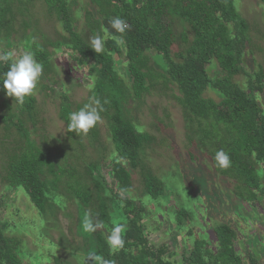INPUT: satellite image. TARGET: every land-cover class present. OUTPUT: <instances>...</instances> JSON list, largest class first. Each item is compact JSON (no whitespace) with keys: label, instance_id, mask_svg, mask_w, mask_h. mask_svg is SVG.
Listing matches in <instances>:
<instances>
[{"label":"trees","instance_id":"trees-1","mask_svg":"<svg viewBox=\"0 0 264 264\" xmlns=\"http://www.w3.org/2000/svg\"><path fill=\"white\" fill-rule=\"evenodd\" d=\"M37 2L45 17L62 26L65 32L62 40L45 37L38 28L39 21L32 23ZM84 4L95 11L88 10ZM77 6V0H0V54L10 52L15 59L13 52L18 44L24 45L43 65L46 82L53 85L59 82L52 75L54 53L51 49L57 53L68 49L71 59L69 63L65 60L64 68L74 73L77 80L84 75L77 68L91 65L87 71L92 81L89 97L95 94L104 111L100 113L101 120L85 136L90 143H99V125L106 124L113 152L105 166L110 168L114 184L107 183L100 166L86 164V174L94 184L92 190L78 177L74 162L68 166L66 155L60 158L62 161L58 158L65 151V141L48 135L43 136L41 144L31 140L30 132L38 125L37 99L31 95L22 105L18 104L0 85V127L6 139L13 135L25 142L24 147L18 145L8 151L3 187L21 190L42 219L56 216L58 208L65 204L64 196L74 198L79 213L88 212L94 222H102V227L93 233L81 232L86 256L94 251L112 264H174L166 257L171 255L168 245L150 243L145 226L147 205H154L164 213L165 217L161 216L160 220L171 233L174 244L179 245L176 232L188 230L190 244L180 235L184 245H188L181 246V264H259L254 252L242 255L237 244L240 241L237 231L241 230L227 222L214 226L211 240L203 238L202 234L194 235L199 229L194 211L182 204H171L176 197L160 175L145 163L146 149L154 137L135 124L129 109L135 100L160 95L159 88L167 92L172 85L180 94L177 101L182 109L193 165L197 163L196 150L205 158V164L212 163L219 178L234 185L232 198L228 197L227 201L234 204L233 209L239 207L234 202L236 198L253 208L264 200V71L246 68L245 56L251 45L250 25L238 12L235 0H89V3H81L82 9L76 10L80 15L84 12L85 36L76 27L78 18L74 7ZM113 17L127 21L129 28L123 34L111 28L109 18ZM175 20L184 28L180 34L184 46L177 53L173 50L178 43ZM35 25V34L29 43L25 35L18 36L19 26L26 32ZM36 32L41 34L42 43ZM96 34L104 38V49L98 54L90 48L86 37ZM114 37H119L120 42ZM152 52L162 59L163 73L153 65ZM121 56L125 57L126 64L123 73L117 69L116 58ZM10 63L11 60L0 62V77ZM215 63L222 76L212 78L209 68ZM237 77L244 79L245 86L235 79ZM40 88L49 93L48 96H58L59 118L66 127L68 114L79 110L89 100L74 103L66 91L59 95L46 83ZM210 89L220 94L219 101L205 97ZM105 100L107 104L103 103ZM81 136L68 132L71 140ZM49 146L54 149V155ZM221 149L231 160L227 169L218 168L213 159ZM132 170L138 172L145 188L144 199L129 196L133 186ZM63 178H66L64 196L60 192ZM190 183L189 194L200 202L201 191L194 182ZM238 214L254 221L243 211ZM117 224L125 226V244L114 252L107 244V237ZM6 229L7 225L0 226V264H23L22 243L10 237ZM201 229L204 232L205 227L201 225Z\"/></svg>","mask_w":264,"mask_h":264},{"label":"rangeland","instance_id":"rangeland-1","mask_svg":"<svg viewBox=\"0 0 264 264\" xmlns=\"http://www.w3.org/2000/svg\"><path fill=\"white\" fill-rule=\"evenodd\" d=\"M84 2L89 3V0H77L78 6L77 8L74 7L75 17L78 18L76 27L83 35L87 30L84 12L80 15L76 10L82 9L80 8L81 3ZM235 4L238 12L250 25L251 45L245 56L246 68L254 72L264 71V3L260 0H235ZM35 5H37V8H33L35 13H33L32 23L36 20L39 21L38 28L45 37L47 36L53 41L59 38L62 40L65 32L60 23L54 19H49L48 16L45 17L39 2ZM84 5L88 7V4ZM39 9L41 10L39 11ZM87 9L95 11L94 8L88 7ZM35 27L36 25L25 32L19 26L18 36L22 38L25 35L27 40L24 39L29 43L31 37L35 34L33 32ZM174 29L178 43L173 47V50L177 53L184 46L180 37V34L184 32V28L179 20H175ZM36 34L38 35L37 32ZM41 34L38 35V41L42 43ZM86 37L89 40L91 36ZM51 51L54 53L52 75L55 76L59 85L46 82L43 73L39 78L37 88L32 95L37 99L38 125L36 130H31L30 138L38 144L44 142L43 136L45 135L59 139L62 142L65 141V151L58 158L60 159L66 155L69 159L68 166L74 162L78 177L92 190L94 184L86 174V164L100 166L101 174L107 183L113 185V179L109 175L110 168L105 166L113 152L112 140L108 134L106 124L101 122L99 125L101 134L99 143H90L85 135L71 140L68 137L66 124L59 118L60 99L57 95L55 97L48 96L49 93L43 92L40 88L42 83H46L50 89H54L59 95L66 91L72 102L84 103L88 100L92 87V81L87 75L91 65L77 68L78 72L84 73L81 79L77 80L73 75L74 73L72 74L64 68V65L67 62L69 63L71 59L68 49L63 48V51L59 53L54 52L53 49ZM25 52L31 51L24 45L18 44L13 52L14 58H18ZM151 56L157 71L163 73L164 63L160 56L155 55L154 52ZM116 59L118 60L117 69L120 73L125 72V57L121 56ZM209 74L212 78L222 76L221 69L216 63L209 68ZM235 79L242 86H245L243 78L237 77ZM159 93L160 95L155 94L145 96L141 100H135L129 106L135 124L154 137L153 143L146 149L145 163L157 175H160L172 192L170 193L177 198L171 204H182L184 207H191V210L194 211L195 223L199 228L194 235L201 236L202 234L203 238L211 240L214 226L217 223L227 222V224L237 227V230H241L237 231L235 229L240 239L237 244H239L242 255L246 256L248 253L254 252L259 264H264V200L257 203L256 208H253L251 205L233 198L235 204L239 205L238 209H233L234 204L227 201L234 190V185L230 181L219 178L213 169L212 163L207 161L205 164V158L196 150L191 149L197 157V163L193 165L194 161L190 157L182 109L177 101V97L180 96L179 92L170 85L167 92H163L159 88ZM205 97L217 101L221 98L219 93L211 89L208 90ZM4 132L0 127V226L7 225V234L21 241L20 257L23 264H85L87 257L83 246L85 241L81 235L83 214L78 212V206L74 198L69 195L68 197L64 196L63 188L66 178L62 180L61 187L63 191H60L64 196V206L58 208L56 216H45L43 219L21 190L3 187L5 185L2 183V179L4 166L9 156L8 151H11L12 147L18 145L24 147L25 145L24 140L13 135L6 139ZM77 142L80 145L76 144ZM49 147L51 155H54V149L51 146ZM60 160L62 161V159ZM131 172L133 174V186L129 196H133L137 200L144 199L146 193L140 176L137 171L132 170ZM190 181L194 182L201 191L200 202L192 199L190 195ZM136 203L139 205L138 201ZM239 211L251 216L254 221L238 214ZM147 212L145 226L151 245H168L171 248V255L166 257L170 258L174 264H181L183 253L181 246H188L184 245L183 240L185 239L186 243L190 244L188 230L184 229L180 231V234L176 232L177 240H179V245H176L173 243L171 233L160 220L164 213L155 209L154 205H147ZM201 225L205 227L204 232H201ZM180 235L184 236L183 240Z\"/></svg>","mask_w":264,"mask_h":264},{"label":"clouds","instance_id":"clouds-1","mask_svg":"<svg viewBox=\"0 0 264 264\" xmlns=\"http://www.w3.org/2000/svg\"><path fill=\"white\" fill-rule=\"evenodd\" d=\"M109 24L115 32L121 34L129 28L127 21L120 17L109 18ZM114 39L120 42L119 37H114ZM88 42L95 53L98 54L103 51L104 38L102 35L91 36ZM10 60L9 69L0 77V85H2L8 97H13L15 102L22 105L27 97L34 94L39 78L43 73V65L35 60L31 52H25L15 59L12 58L10 52L0 54V62H9ZM103 103L107 104L108 101L105 100ZM103 111L104 107L101 100L93 94L79 110L68 114L67 131L74 132L77 136L87 135L101 120L100 113ZM213 159L220 169H227L231 166L229 155L222 149L216 151ZM100 227H102L101 221L94 222L88 212L84 213L81 221V229L84 233H93ZM124 232L125 226L123 224H117L111 229L107 237V244L112 251L115 252L124 247ZM88 262H91V264H112L110 260L104 259L94 251L87 254L85 264H88Z\"/></svg>","mask_w":264,"mask_h":264}]
</instances>
